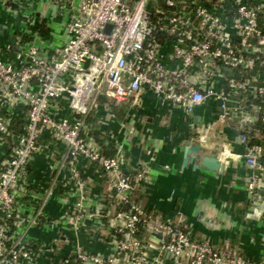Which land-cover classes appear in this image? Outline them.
I'll return each instance as SVG.
<instances>
[{
	"label": "built area",
	"instance_id": "1",
	"mask_svg": "<svg viewBox=\"0 0 264 264\" xmlns=\"http://www.w3.org/2000/svg\"><path fill=\"white\" fill-rule=\"evenodd\" d=\"M44 5L61 19V44L25 30L26 40L0 47V264H38L67 246L60 233L40 243L28 236L61 227L44 212L51 199L75 236L90 225L108 231V253L77 244L57 264H264V243L260 257L249 258L142 206L136 193L149 168L106 155L88 122L101 106L128 122L145 92L186 116L217 102V119L199 138L222 134L219 124L236 131L249 216H263L264 145L252 143L250 131L253 110L264 115V0H31L23 22L38 27ZM43 152L51 175L40 196L29 180ZM89 169L109 183L106 210L92 203Z\"/></svg>",
	"mask_w": 264,
	"mask_h": 264
},
{
	"label": "crops",
	"instance_id": "2",
	"mask_svg": "<svg viewBox=\"0 0 264 264\" xmlns=\"http://www.w3.org/2000/svg\"><path fill=\"white\" fill-rule=\"evenodd\" d=\"M9 2L16 7L7 5ZM30 6L31 0H0V47L17 39L26 40L25 30L27 33L38 31L54 46L61 44L65 36L61 19L53 18V13L44 5L36 15L39 26H28L23 22V16ZM260 24L264 25V19ZM142 97L143 105L130 110L131 117L126 123L127 116L112 106L107 109L101 106L91 115L88 121L92 127L90 134L102 151L106 155H121L127 166L149 168L146 183L136 193L140 204L149 211L171 220L176 227H183L182 222L185 221L193 237L209 239L214 245L230 250L233 245L245 256L258 259L264 243V215L249 216L252 212L247 204L244 185L249 173L244 165V146L239 143L236 131L225 124L217 125L222 134L211 133L204 143L199 138L203 127L217 119L218 103L208 100L195 111L194 118L199 121L193 129L188 125L192 119L182 111L168 108L152 93L145 92ZM253 114L257 124L264 126L262 112L254 109ZM131 128L134 129L133 135L129 132ZM252 131L255 129L250 134ZM146 132L151 133L148 141L145 139ZM256 133L255 136L259 137ZM190 141L201 143L209 150L219 145L222 173L194 170L192 164L184 167L185 144ZM59 151L60 148H56L55 155L51 156L55 161H59ZM47 156L50 153H39L31 166L30 189L40 196L49 184L51 175ZM88 174L92 203L99 210H106L109 183L103 176L96 175L93 169H89ZM44 212L52 218H59L61 227L48 231L33 229L29 232V238L37 243L47 242L56 239L60 233L62 245L67 246L38 264H57L77 244L91 252L108 253L107 230L97 231L90 225V234L81 231L78 237L75 236L61 221L65 209L54 199L47 200Z\"/></svg>",
	"mask_w": 264,
	"mask_h": 264
},
{
	"label": "water",
	"instance_id": "3",
	"mask_svg": "<svg viewBox=\"0 0 264 264\" xmlns=\"http://www.w3.org/2000/svg\"><path fill=\"white\" fill-rule=\"evenodd\" d=\"M11 7H16L13 3H7ZM110 27L107 26V29ZM191 118L194 123L199 121L195 119L193 114L187 116ZM205 140L203 141V143ZM220 146L218 145L213 150H209L201 143L186 142L184 149V161L183 166L186 167L189 164L193 165L194 170H204L214 174L222 173L223 164L218 158V151Z\"/></svg>",
	"mask_w": 264,
	"mask_h": 264
},
{
	"label": "trees",
	"instance_id": "4",
	"mask_svg": "<svg viewBox=\"0 0 264 264\" xmlns=\"http://www.w3.org/2000/svg\"><path fill=\"white\" fill-rule=\"evenodd\" d=\"M255 132H257L256 134H258L259 137L255 136ZM251 134L253 135L251 139L252 143L264 145V126L263 124H259V125L257 124L255 131H252Z\"/></svg>",
	"mask_w": 264,
	"mask_h": 264
}]
</instances>
